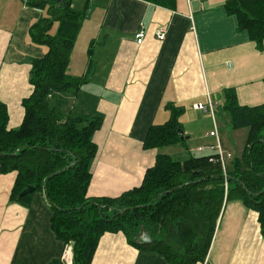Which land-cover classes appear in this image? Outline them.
<instances>
[{"label": "crops", "instance_id": "obj_1", "mask_svg": "<svg viewBox=\"0 0 264 264\" xmlns=\"http://www.w3.org/2000/svg\"><path fill=\"white\" fill-rule=\"evenodd\" d=\"M27 1L0 0V99L8 107L10 129L21 125L23 100L33 91L29 82L31 61L48 52L47 47L34 44L29 34L46 11L30 8ZM227 1L174 0L171 7L165 8L145 0H73L76 10L83 11L87 5L89 8L68 74H88L89 82L75 98L61 95L66 103L64 112L103 118L94 136L98 152L91 170L89 198H117L139 187L158 155L172 158L176 153L182 159L199 157L192 152L215 155V139L204 143V151H199V145H192L187 154L181 149L201 141L196 132L204 120L200 112L207 114L213 127L214 121L217 123L222 148L234 158L242 155L248 130L231 128L223 91L235 89L241 106L264 105V44L259 49L246 31L238 29L236 18L224 8ZM141 28L146 38L139 46L135 36ZM160 28L167 31L164 41L157 39ZM92 41L96 47L89 55ZM209 101L214 103V115L194 107L208 106ZM172 104L185 109L179 119L183 144L145 149L149 130L170 120L166 106ZM15 177V173L0 174V264H50L62 259L69 247L53 232V213L45 194L36 193L30 207L11 202ZM235 202L238 209L246 208L242 202ZM246 215L250 218L232 256L233 264H239L241 253L258 229L257 213ZM223 221L208 259L198 264H222L221 246L217 245ZM261 256L264 264V250ZM92 264L169 262L157 253L131 246L123 233H107L100 240Z\"/></svg>", "mask_w": 264, "mask_h": 264}, {"label": "trees", "instance_id": "obj_2", "mask_svg": "<svg viewBox=\"0 0 264 264\" xmlns=\"http://www.w3.org/2000/svg\"><path fill=\"white\" fill-rule=\"evenodd\" d=\"M145 1L165 8L174 3ZM27 5L46 11L29 34L34 44L47 47L48 52L31 61L29 82L33 91L23 100L24 117L17 129L9 128V110L0 99V174L16 175L11 202L30 207L36 193L46 192L53 232L71 247L72 264H92L107 233H123L131 246L157 253L169 264L204 263L230 201H240L257 213L264 236V105H239L235 89L223 91L224 110L231 128L247 129L248 135L242 155L231 161L226 176L219 163L210 161L216 155L190 156L185 162L158 155L139 187L117 198H89L91 170L98 152L94 136L103 118L64 112L66 103L61 97H77L89 82L88 74H68L89 7L78 11L73 0H28ZM224 8L236 18L238 29L246 31L262 50L264 0H228ZM55 25L57 31L52 34ZM94 42L90 43L89 55ZM166 109L170 120L149 130L145 149L181 142L179 119L185 109L173 104ZM29 185L36 191L19 198ZM142 229L151 233L152 244L135 242ZM50 264L64 263L58 259Z\"/></svg>", "mask_w": 264, "mask_h": 264}, {"label": "rangeland", "instance_id": "obj_3", "mask_svg": "<svg viewBox=\"0 0 264 264\" xmlns=\"http://www.w3.org/2000/svg\"><path fill=\"white\" fill-rule=\"evenodd\" d=\"M56 30H57V26L55 25L52 31V34H55ZM200 113L203 115L204 120L201 126L196 130V132L200 134L201 141L198 143L191 142L188 144V146H181L182 147L181 149L184 152H186V154L189 152V150L193 149L192 145L194 146L197 145L194 148H199V146H201L202 148V147L207 146V145H204V143L212 142L214 141L213 139H215L209 136V133L213 130L212 120L209 118H206L205 115L207 114H204V112H200ZM206 134H208L207 135L208 138ZM192 153L193 155H197L199 157L205 155L204 152H198V153L192 152ZM172 158L173 160L179 161V162H185V160H187V157H185V159L184 158L182 159L181 156L176 155V153H174ZM235 203H236L235 201L229 202V205L226 210L225 218L223 221V227H222V231L220 234V238L218 239L217 247L221 246L220 250L223 256L222 264H225V263L233 264L232 256L238 250L244 229L248 223L247 219L250 218V217L248 218V216L246 215V212L251 211L253 214H256V212L246 209V208L238 209L235 206ZM257 226H258V229H257L256 235L253 237V239L249 243L246 244L244 251L240 255L239 264H262L260 260L262 259L261 255L264 250V236L261 234L258 220H257ZM220 258H221V254L219 253V255L216 256V261L218 262Z\"/></svg>", "mask_w": 264, "mask_h": 264}, {"label": "built area", "instance_id": "obj_4", "mask_svg": "<svg viewBox=\"0 0 264 264\" xmlns=\"http://www.w3.org/2000/svg\"><path fill=\"white\" fill-rule=\"evenodd\" d=\"M189 3L193 2V1H201V0H187ZM166 29L165 28H160L156 35H157V39L160 41H164L166 38ZM146 38V32L143 28H141L136 36H135V40H136V44L137 45H142L144 43V40ZM196 110L199 111H210V113L212 115L215 114V106L214 103L212 101H209V105L208 106H204L202 104H196L194 105ZM210 137L215 138L216 140V144L212 147V149H214L216 151V156L210 158V161L212 163H219L222 167V170L226 176V171H227V167L229 166V164L231 163V161L234 159L233 155L231 153H227L221 145V139H220V128L218 127L217 123L214 121V127L213 130L209 133ZM204 147L199 148V151H204ZM62 261L64 264H72L73 263V257H72V250L71 247L67 248L64 255L62 256Z\"/></svg>", "mask_w": 264, "mask_h": 264}, {"label": "water", "instance_id": "obj_5", "mask_svg": "<svg viewBox=\"0 0 264 264\" xmlns=\"http://www.w3.org/2000/svg\"><path fill=\"white\" fill-rule=\"evenodd\" d=\"M26 1V0H23ZM178 134L182 135L183 131L181 129L178 130ZM181 140L184 141L185 138L181 137ZM74 164H72L71 166H73ZM70 166V167H71ZM50 178H48L47 180H49ZM47 180L45 182H47ZM36 191V188L34 186H27L26 189L19 195V198L26 196L27 194H32ZM44 194L46 196V192L44 191ZM47 197V196H46ZM135 242L139 245H150L153 242L152 239V235L149 232H146L144 229H142V231L137 235V237L135 238Z\"/></svg>", "mask_w": 264, "mask_h": 264}]
</instances>
